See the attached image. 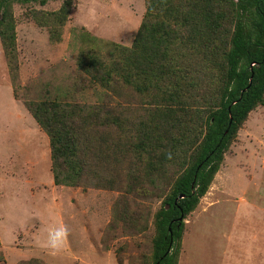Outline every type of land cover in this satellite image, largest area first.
I'll return each instance as SVG.
<instances>
[{"label":"rangeland","instance_id":"1","mask_svg":"<svg viewBox=\"0 0 264 264\" xmlns=\"http://www.w3.org/2000/svg\"><path fill=\"white\" fill-rule=\"evenodd\" d=\"M63 2L12 4L14 71L0 42V264H150L155 213L169 187L148 179L145 159L117 161V145L125 143L119 137L137 141L149 99L132 91L126 104L77 65L82 48L131 46L147 0H72L60 40L52 42L34 11H55ZM53 97L103 102L104 112H126L129 119L126 135L115 127L88 131L104 152L95 176L76 186L54 183L49 137L26 107ZM126 171H133L130 186L118 176ZM61 227L66 236L53 249L49 234ZM178 264H264V106L249 113L208 192L187 217Z\"/></svg>","mask_w":264,"mask_h":264},{"label":"trees","instance_id":"2","mask_svg":"<svg viewBox=\"0 0 264 264\" xmlns=\"http://www.w3.org/2000/svg\"><path fill=\"white\" fill-rule=\"evenodd\" d=\"M30 1L46 3L0 0V42L11 71L18 60L12 4ZM71 8L72 0H64L55 11H34L52 42L60 40ZM142 18L131 46L82 48L77 65L126 104L132 91L149 99L137 141L119 137L125 143L117 145V161L136 155L146 160L148 179L167 182L155 213L150 264H178L187 217L249 113L264 106V0H147ZM104 106L56 97L26 103L49 137L55 184L76 186L97 173L104 149L88 131L101 126L129 133L126 112H104ZM130 172L118 175L127 185Z\"/></svg>","mask_w":264,"mask_h":264},{"label":"clouds","instance_id":"3","mask_svg":"<svg viewBox=\"0 0 264 264\" xmlns=\"http://www.w3.org/2000/svg\"><path fill=\"white\" fill-rule=\"evenodd\" d=\"M65 236H66V229L62 227L55 229L49 234L48 237L49 246L53 249H58L62 245Z\"/></svg>","mask_w":264,"mask_h":264}]
</instances>
